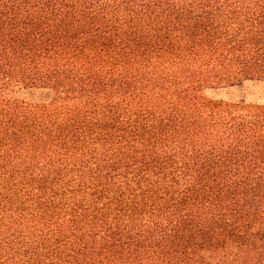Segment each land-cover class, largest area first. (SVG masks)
I'll list each match as a JSON object with an SVG mask.
<instances>
[{
    "label": "trees",
    "instance_id": "obj_1",
    "mask_svg": "<svg viewBox=\"0 0 264 264\" xmlns=\"http://www.w3.org/2000/svg\"><path fill=\"white\" fill-rule=\"evenodd\" d=\"M245 81L264 0H0V264H264Z\"/></svg>",
    "mask_w": 264,
    "mask_h": 264
},
{
    "label": "rangeland",
    "instance_id": "obj_2",
    "mask_svg": "<svg viewBox=\"0 0 264 264\" xmlns=\"http://www.w3.org/2000/svg\"><path fill=\"white\" fill-rule=\"evenodd\" d=\"M38 94L37 92L36 95ZM206 95L211 98H222L232 102L244 100L249 103H264V86L257 82L245 81L235 86L208 89L206 90Z\"/></svg>",
    "mask_w": 264,
    "mask_h": 264
}]
</instances>
